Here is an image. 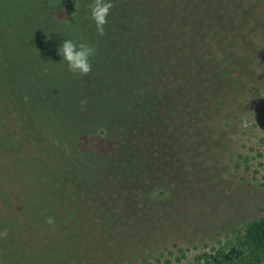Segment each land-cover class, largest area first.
Listing matches in <instances>:
<instances>
[{
  "label": "trees",
  "instance_id": "16d2710c",
  "mask_svg": "<svg viewBox=\"0 0 264 264\" xmlns=\"http://www.w3.org/2000/svg\"><path fill=\"white\" fill-rule=\"evenodd\" d=\"M92 3L0 0V264H264V218L195 255L180 241L218 152L258 149L264 0H112L103 36ZM66 39L96 49L87 76ZM97 128L125 156L82 148Z\"/></svg>",
  "mask_w": 264,
  "mask_h": 264
},
{
  "label": "rangeland",
  "instance_id": "374dc122",
  "mask_svg": "<svg viewBox=\"0 0 264 264\" xmlns=\"http://www.w3.org/2000/svg\"><path fill=\"white\" fill-rule=\"evenodd\" d=\"M260 96L256 97L254 104V127L247 131L251 137L248 140L256 143L258 149H222L215 157L219 173L206 179L208 182L200 179L203 184L196 183L198 192L191 196L193 203H190L186 219L188 229L180 240L190 250L189 255L215 248L225 242L234 230L264 218V100ZM241 132L240 126L234 128L232 145L243 139ZM89 133L82 132L79 136L82 148L95 152L116 149L120 156H125L121 147L124 133L111 137L101 128ZM139 138L140 135L132 143L137 145ZM239 155L247 157L248 162L238 168Z\"/></svg>",
  "mask_w": 264,
  "mask_h": 264
},
{
  "label": "clouds",
  "instance_id": "9594fccd",
  "mask_svg": "<svg viewBox=\"0 0 264 264\" xmlns=\"http://www.w3.org/2000/svg\"><path fill=\"white\" fill-rule=\"evenodd\" d=\"M113 7L112 0H93L90 8V19L93 21L99 36L104 35V28ZM96 49L87 43H73L66 39L58 48V55L66 64L67 69L80 76H87L92 71L91 60ZM51 223V221H49Z\"/></svg>",
  "mask_w": 264,
  "mask_h": 264
}]
</instances>
